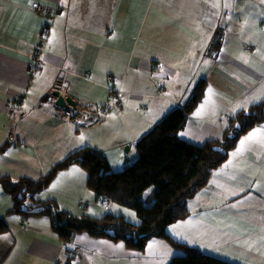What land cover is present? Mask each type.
Segmentation results:
<instances>
[{"label": "crops", "instance_id": "obj_1", "mask_svg": "<svg viewBox=\"0 0 264 264\" xmlns=\"http://www.w3.org/2000/svg\"><path fill=\"white\" fill-rule=\"evenodd\" d=\"M37 2L57 10L36 13ZM218 31L221 49L212 57L205 50ZM42 37L44 62L34 72L31 57ZM150 61L160 64L156 72ZM63 69L67 92L89 108L108 97L109 74L122 76L125 108L88 128L61 122L48 93ZM199 78L207 83L204 96L180 132L196 144L221 137L229 116L264 100L261 0H0V175L39 178L85 146L102 150L109 162L132 161L136 139L181 106ZM23 93L19 113L8 112L12 96ZM39 196L70 198L61 205L75 214L111 212L137 222L130 208L100 206L77 164L57 171ZM12 204L0 190V218L9 226L0 233V264L63 263L66 248L71 264H168L182 253L161 237L150 238L143 251L86 233L64 243L47 216L13 211ZM187 206L189 214L167 226L171 237L237 264H264V123L240 136Z\"/></svg>", "mask_w": 264, "mask_h": 264}, {"label": "trees", "instance_id": "obj_2", "mask_svg": "<svg viewBox=\"0 0 264 264\" xmlns=\"http://www.w3.org/2000/svg\"><path fill=\"white\" fill-rule=\"evenodd\" d=\"M217 40L221 42L220 34ZM206 85L205 79L197 80L181 106L169 110L137 139L135 157L119 171H110L102 150L85 146L69 153L39 178L0 175V190L13 201L11 210L47 216L54 235L66 241L86 232L91 237L121 241L129 249L143 251L150 238L161 237L182 251L168 264H237L180 242L165 230L167 224L189 214L187 200L207 183L211 172L225 161L240 136L264 123V100H260L229 117L220 138L202 144L183 140L179 132L202 100ZM3 149L5 144L0 151ZM71 164L87 171L86 184L96 197H106L113 204L134 209L140 222L131 223L121 214L111 212L98 218L74 214L62 209L54 199L40 201L38 195L56 172ZM8 228V223L0 218V233Z\"/></svg>", "mask_w": 264, "mask_h": 264}, {"label": "bare ground", "instance_id": "obj_3", "mask_svg": "<svg viewBox=\"0 0 264 264\" xmlns=\"http://www.w3.org/2000/svg\"><path fill=\"white\" fill-rule=\"evenodd\" d=\"M37 3H39V2H37ZM36 3V4H37ZM42 4H44V3H42ZM45 5V4H44ZM34 6H35V4H34ZM33 6V7H34ZM48 7V6H47ZM49 8V13L47 14H43V15H45V16H51L52 14H53V11H55L56 12V8H50V7H48ZM33 11H34V9H33ZM35 12V11H34ZM36 13H38V12H36ZM220 34L221 35V33L218 31V32H216V34L214 35V36H212V38L210 39V41H209V43H208V46H207V48H206V50H205V53H208L210 56H212V57H215L217 54H218V52L220 51V49H221V42H219L218 40H217V35L218 34ZM40 42H42L43 43V50H44V48H45V43H44V41H43V38H40V40H39V42L37 43V45L40 43ZM37 45L35 46V48L37 47ZM252 47H253V45L252 44H246L245 45V48L246 49H252ZM35 48H34V50H35ZM43 50H42V54H43ZM34 52V51H33ZM44 55V54H43ZM32 58V57H31ZM44 62V57H43V60L40 62V63H38V64H35L34 63V60H33V58L31 59V69H32V71H36V69L40 66V64H42ZM154 62H156V61H150V63H154ZM66 73H67V70H61V72H60V74H59V76L55 79V81L52 83V85H51V87H50V89H49V93H48V95L51 93V88L53 87V85H54V83L55 82H57V81H59V80H62L60 83H59V86L60 87H62V88H65L66 89V91H67V87H68V81H67V79H66ZM200 79V78H199ZM198 79V80H199ZM92 87V86H91ZM109 91V95H108V97L106 98V99H104V100H102L101 102H99V104L97 105V106H95V108H89V106L88 107H86V106H84L83 105V107H81V111L79 112V114H77V115H75L74 117H72V118H70V119H68V120H65V121H63V120H60L61 122L63 121L64 123H68V124H71V126H73L74 128H76V129H80V128H88V127H91V126H93V125H95V124H97V123H99V122H101L106 116H111V115H114V114H116V113H118V112H120L121 110H123L124 108H125V102H123V90H122V88L121 87H118V90L116 91V92H113L112 90H108ZM14 95H18L19 97H20V100H19V103H18V105L15 107V108H12L13 107V103H14ZM13 96H12V99H11V104L9 105L10 106V108L8 109V112H10L11 114H18L19 113V109H20V105H21V103H22V100H23V98H24V96H25V94L23 93V94H14ZM43 99L44 100H46L47 98L45 97V95L43 96ZM174 107H177V106H174ZM174 107H172V108H174ZM171 108V109H172ZM171 109H169V110H171ZM244 109H246V108H244ZM168 110V111H169ZM241 110H243V109H241ZM167 111V112H168ZM167 112H165L163 115H165ZM162 115V116H163ZM190 115V114H189ZM189 115H188V117H189ZM161 116V117H162ZM59 117H60V115H59ZM160 117V118H161ZM230 117V116H229ZM159 118V119H160ZM61 119V118H60ZM159 119H157L156 118V121H158ZM188 120V119H187ZM155 121V122H156ZM154 122V123H155ZM153 123V124H154ZM152 124V125H153ZM187 124V123H186ZM152 125L148 128V130L152 127ZM186 126V125H185ZM184 126V127H185ZM226 129V128H225ZM225 129H224V131H225ZM147 130V131H148ZM147 131H145L144 133H146ZM181 132V131H180ZM180 132H179V136H180ZM143 133V134H144ZM142 134V135H143ZM223 134V133H222ZM141 135V136H142ZM140 136V137H141ZM222 136V135H221ZM140 137H138L137 139H139ZM181 138V137H180ZM220 138V137H219ZM137 139H136V141H137ZM183 139V138H182ZM212 139H214V138H212ZM183 140H185V139H183ZM207 140H210V139H207ZM135 141V142H136ZM185 141H187V140H185ZM206 141V140H205ZM204 141V142H205ZM187 142H189V141H187ZM191 143V142H190ZM203 143V142H202ZM202 143H200V144H202ZM237 143V142H236ZM192 144H196V143H192ZM235 147V146H234ZM233 147V148H234ZM63 159V158H62ZM61 159V160H62ZM106 159H107V161H108V158H107V156H106ZM61 160H59V161H61ZM59 161H57V162H59ZM110 162H114V165H113V167L114 168H117V169H114L112 166H111V164H110ZM108 161V165H109V168H110V171H119V170H121V169H123L124 167H127L128 165H130V163H131V161L129 160V159H124L123 161L121 160V161H119V162H115V161ZM121 165V167L120 168H118L119 166ZM86 172V178H87V171H85ZM149 191L150 190H148V192L147 193H149ZM146 193V194H147ZM92 194L94 195V197H95V199L97 200V203L100 205V206H102L106 211H109V209L108 208H106L107 206H105V205H103V204H101V201H100V199H105L106 197H96V195H95V193L94 192H92ZM39 198V200L40 201H43V200H45V199H48V198H42V197H38ZM65 201H68V204H70L71 202L73 203V201L70 199V198H68V199H64L62 202H60V201H57L56 200V203L59 205V206H61L62 207V209H65V210H67V211H69V212H72L70 209H69V206H68V209H67V207L65 206H63V205H61V203H64ZM65 204V203H64ZM73 213V212H72ZM75 214V213H74ZM86 214V213H85ZM137 214V213H136ZM90 215V214H89ZM92 217H96V218H98V217H101V215L100 216H96V215H91ZM137 217L139 218V215L137 214ZM3 219V218H2ZM175 221H177V220H175ZM131 222V221H130ZM140 222V218H139V221L138 222H131V223H134V224H137V223H139ZM174 222V221H173ZM170 223H172V222H170ZM169 223V224H170ZM169 224H167L166 225V227H165V230H166V228H167V226L169 225ZM49 229H50V224H49ZM51 230V229H50ZM166 232H167V230H166ZM81 233H86V232H81ZM168 233V232H167ZM80 234V233H79ZM87 234V233H86ZM78 234H76L75 236H77ZM75 236H73V238L75 237ZM58 237V236H57ZM59 238V237H58ZM73 238L71 239V240H68V241H66V240H63V239H61V238H59V239H61L64 243H69L70 241H72L73 240ZM92 238H94L95 240H101V239H103V240H108V241H112V242H115L114 240H112V239H109V238H105V237H92ZM173 238V237H172ZM181 251V250H180ZM182 252V251H181ZM182 254V253H181ZM71 261H72V255L68 252V249L66 248L65 249V251H64V260H63V263H61V262H56V263H54V264H71Z\"/></svg>", "mask_w": 264, "mask_h": 264}, {"label": "built area", "instance_id": "obj_4", "mask_svg": "<svg viewBox=\"0 0 264 264\" xmlns=\"http://www.w3.org/2000/svg\"><path fill=\"white\" fill-rule=\"evenodd\" d=\"M33 9H34L35 12H38V13H42V14H46L47 12L49 13V8L46 5H44V4L40 3V2L35 4ZM43 46H44L43 43L40 42L37 45V47L35 48L34 52L32 53V58H33L35 64H38V63H40L43 60V54H42ZM155 68L157 69L158 66L156 65ZM108 78L112 82H118V81L121 80V78L113 77V76H109ZM61 81L62 80H59V81L55 82L53 87L51 88L50 96H51L52 104H53V101L56 98V96H54L52 94V91L57 90L63 96V98L65 99V95H66L67 92H66L65 88H62V87L59 86V83ZM118 87L119 86H114V87L111 86L110 89L113 92H116L118 90ZM19 100H20V97L18 95H14V103H13V107L12 108H15L18 105ZM54 107L58 111L61 120L65 121V120H68V119L74 117L75 115L79 114V112L81 111V107H83V106L76 103V106L74 108L72 105H70L69 103H67L65 101V106L63 108H57L56 106H54ZM100 201H101V204L107 206L106 208L109 207V204H110L109 200L101 199Z\"/></svg>", "mask_w": 264, "mask_h": 264}, {"label": "water", "instance_id": "obj_5", "mask_svg": "<svg viewBox=\"0 0 264 264\" xmlns=\"http://www.w3.org/2000/svg\"><path fill=\"white\" fill-rule=\"evenodd\" d=\"M52 94L56 96L55 100L53 101V106H56L57 108H63L65 106L66 101L75 108V101L70 97V94L66 93L65 99L57 90L52 91ZM126 149H128V146H125V150Z\"/></svg>", "mask_w": 264, "mask_h": 264}, {"label": "snow or ice", "instance_id": "obj_6", "mask_svg": "<svg viewBox=\"0 0 264 264\" xmlns=\"http://www.w3.org/2000/svg\"><path fill=\"white\" fill-rule=\"evenodd\" d=\"M261 3H264V0H261ZM214 6H217V5H214ZM209 92H211V89H209ZM257 99H258V97H257ZM260 131H261L260 128L254 129L246 137L242 138L240 141V147L237 148L236 153H234L233 155L239 153L242 150L243 146L246 144V142L253 140L257 136V133H259ZM81 139H83V137H81ZM233 207H234V205H233ZM176 227H177L176 225L173 226L174 229ZM177 235H180V233H177ZM149 247L151 248L152 245L150 244Z\"/></svg>", "mask_w": 264, "mask_h": 264}, {"label": "clouds", "instance_id": "obj_7", "mask_svg": "<svg viewBox=\"0 0 264 264\" xmlns=\"http://www.w3.org/2000/svg\"><path fill=\"white\" fill-rule=\"evenodd\" d=\"M158 66V68L156 69L155 68V66ZM159 67H160V64L158 63V62H154V63H151V69H152V72H156L158 69H159ZM109 76H113V77H119V78H121V80L120 81H118V82H112L111 81V84H109L108 85V87L110 88L111 86L112 87H114V83H117V85L116 86H119L120 87V83H121V81H122V79H123V77L122 76H120V75H113V74H109L108 76H107V78L109 77ZM109 79V78H108ZM111 90V89H110ZM67 92V91H66ZM67 94H69L68 92H67ZM70 97L72 98V99H74L71 95H70ZM49 101L51 102V96H50V94H49ZM74 101H75V106H76V103L77 104H79L75 99H74ZM51 104H52V102H51ZM81 105V104H80ZM52 106H53V104H52ZM83 106V105H82ZM54 107V106H53ZM55 108V107H54ZM105 199H107V200H109L108 198H105ZM101 200V199H100ZM109 202H110V204H109V207H108V209H110L111 208V206H112V202L109 200Z\"/></svg>", "mask_w": 264, "mask_h": 264}, {"label": "rangeland", "instance_id": "obj_8", "mask_svg": "<svg viewBox=\"0 0 264 264\" xmlns=\"http://www.w3.org/2000/svg\"><path fill=\"white\" fill-rule=\"evenodd\" d=\"M43 38V37H42ZM69 78V76H67V79ZM76 85V84H75ZM76 87V86H75ZM108 90H110V88L108 87ZM125 149V148H124ZM125 207V206H124ZM130 208V207H127ZM67 209H68V205H67ZM130 210H133L135 212L134 209L130 208ZM136 214V213H135ZM38 215V214H37ZM137 216V215H136ZM139 221V218L137 217V222Z\"/></svg>", "mask_w": 264, "mask_h": 264}]
</instances>
